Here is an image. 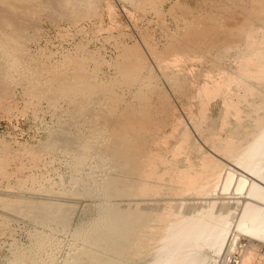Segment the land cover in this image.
<instances>
[{"label":"bare ground","instance_id":"bare-ground-1","mask_svg":"<svg viewBox=\"0 0 264 264\" xmlns=\"http://www.w3.org/2000/svg\"><path fill=\"white\" fill-rule=\"evenodd\" d=\"M122 1L133 5L137 10H144L143 13L145 10L153 11L158 18L160 35L157 36V30L154 33L147 31L148 29L143 32L138 30L140 40L138 39L139 43H136V40V44L124 43L122 38L119 40L116 36L113 42L117 53L115 57L112 56V60L105 61L100 55L101 47L97 48L99 52L93 48L94 51H91L90 44L88 46L90 51L87 46L84 47L83 43L88 44L91 35H87L90 36L89 40L86 38L87 43L83 41L82 44L80 42L77 44L76 41L77 45L73 44L74 48L71 50L62 46L61 49L66 51L61 53L59 51L58 54L56 50L57 55H54L52 50H50L52 53L50 51L45 53L42 51L43 48L37 50L38 52H31L33 49H30L31 43L36 39L38 41L37 36L40 30H43L41 24L46 20L53 24H59L63 20L76 24L90 16V20L94 16L99 18L98 21H101V18L103 20V16L98 13L100 7H103L102 0H0V102L16 97L12 94L15 92L14 87L18 86L22 89L21 96L23 95L27 105L36 107L44 101L49 109L62 108L63 112L56 127L58 136L56 139L58 141L64 139L60 135L63 133L65 139L69 140L66 139L67 144L72 143L73 146L77 144L78 136L70 134L72 127L81 129L91 127L97 131L107 132L115 140L113 144L118 146L113 151L131 166L132 178L125 181L127 187L126 184L122 186L126 188L121 192L126 207L120 209L117 200L120 192L117 188L112 189L117 187L115 181H109L110 177H104L105 181L93 177L94 186L89 189L87 197L98 199L97 202L102 197L105 200H101L103 205L98 208V217L88 224L85 231L97 241L113 243L118 237L123 236L125 230L132 227V230L138 232H133L134 236L137 234L135 239H143L146 245L147 240L155 234L154 230H160L173 212L170 213L171 208H165L163 212H156L154 209L148 212L146 206L149 207V202L145 206L146 209L142 210L143 206H140L139 200L159 195L165 187L171 194L181 195L189 192L202 194V190L214 182L211 180L218 181L216 178L222 175H220L222 165H225L224 160H221L222 156L227 160L230 158L235 161L238 157L246 160L250 156L243 159L245 157H242L241 152L252 153L257 147V145L254 147L255 141L258 144V141H262L260 138L263 139L261 133H264V0H173V5L169 6L166 13L171 18V26L167 25L164 14L167 9L162 11L160 0ZM105 2L110 5L106 0ZM108 5L107 11L113 8L112 5L110 7ZM128 13L127 11V16ZM80 26L77 28L78 31ZM84 28L86 29L82 26L81 29ZM91 28L89 27V30ZM78 31L75 30L77 33ZM121 32L123 34V31ZM64 33H61L63 35L60 36L61 40L65 37ZM79 34L81 37L83 33L77 35ZM82 39L83 37L81 41ZM39 48L41 49V47L37 49ZM231 59L235 61L232 65ZM188 65L198 66V72L195 73L197 78L193 76L194 73L193 79L192 76L189 77L186 72ZM104 67L113 68L114 71L108 74L107 70H103ZM159 77H163L170 84H166L170 86V90L172 87L176 93L185 96V106L182 104L185 101L180 102L184 107L182 110L176 109L174 102L170 103L171 99H168L159 87ZM179 98L181 99V96ZM218 98L222 99L223 114L220 118L218 115L216 120V115L215 118H210L208 108L214 99ZM177 110L182 111L180 113H183L184 118ZM185 120L190 122L194 129L192 130L201 137L208 152L205 149L204 152L202 144L194 142L189 128L185 126ZM56 136L54 133V137ZM251 137H255L252 141L254 144L249 142ZM247 142L248 145L250 143L249 147L246 145ZM113 155L115 156V153ZM248 160L246 162L251 163L250 158ZM235 162L241 163V159ZM95 170L98 172V178L104 172V168L102 170L101 167ZM131 215H135L134 219L136 216L139 219L130 220L128 217ZM249 229L248 233L261 237L260 231ZM132 239L134 240L133 237ZM251 252L241 258V264H251ZM89 257L87 259L90 263H86L92 264L91 259L94 257L90 259Z\"/></svg>","mask_w":264,"mask_h":264},{"label":"rangeland","instance_id":"rangeland-1","mask_svg":"<svg viewBox=\"0 0 264 264\" xmlns=\"http://www.w3.org/2000/svg\"><path fill=\"white\" fill-rule=\"evenodd\" d=\"M104 1L102 0L103 3L101 4L104 8L100 7L104 10L99 9L103 13L98 10V13L103 16V20L102 18L100 19L101 21H98L99 18L97 17V20L95 16L90 20V16L86 17L89 20L86 18H84L85 20L82 19L83 21L79 20V24L64 20L63 22L60 21L61 23L59 24H53L50 21L49 24L48 20L43 22V25L41 24V29L43 30H40V34L37 36L38 41L36 39V43L35 41L31 43L30 49H33L31 52H38L43 48L44 50L42 51L45 53H49L52 50L55 55L56 50H58L57 53L60 54L66 51L64 50L66 48L67 50L74 48L73 44H76V41H78L77 44L79 42L82 44L83 41L87 43V39L89 40L90 37H87V35H91V39L97 38L92 43H89L91 39L88 44L83 43L84 47L87 46L88 51H96L98 47L105 49H102V51L101 48L100 50L97 49V52L100 51V55L105 61H110L117 53L113 42L116 36H118L116 38L119 40L122 38L124 43L128 42L127 44H131V42L135 43L136 40V43H139L140 31L143 32L146 29L153 33L156 30L159 31L158 18L155 17L153 11L145 10V14L143 13L144 10H137L128 2L106 0L113 7L107 11L109 9L106 7L108 3L105 2V4ZM164 1L166 2L163 3ZM174 1L160 0L162 11L167 9L164 14L169 26L172 25L171 18L166 13H168L169 6L173 5ZM127 11L129 12V17L127 16ZM152 16L153 18H151ZM140 17L142 20H139ZM94 21L96 22L94 23ZM79 25H81V28L82 26L86 27V29L80 28L78 31ZM101 25L102 27H100ZM88 26L93 28L89 30ZM75 30L78 33H83L81 35L83 37L82 41L80 34L77 35L78 33ZM93 30L95 33H93ZM100 31H102L101 34ZM121 31H123V34H121ZM157 31L156 34L159 36L160 31ZM61 33L65 35L62 40L60 38V36H63ZM71 33L74 34L70 36ZM124 34H126L125 37L127 34L128 36L125 38ZM110 35L114 36V38L112 39ZM67 36L70 38L68 39ZM131 38L133 39L129 40ZM100 42H103L105 46ZM65 45L67 46L65 47ZM36 46L41 47V49H37L38 47ZM61 47L64 49H61ZM233 60H230V65L235 62ZM192 66L188 65V69H186L189 77L193 75L192 73L195 76L199 69L196 65ZM112 69L104 67L103 70H107L106 72L111 74L114 71ZM193 76L191 77L192 79L194 78ZM101 77H103L102 73ZM158 79L160 80L159 87L165 92L168 99H171L170 103L174 102V107L176 106V109L182 110L181 108H184L183 105L186 104L185 96L176 93L172 87L170 90V86H168L170 84L163 77ZM13 92L12 96L16 97L13 99H10L12 98L10 97L0 102V264H85L88 262L87 257L89 256L94 257V259L92 258L93 260L91 259L92 264H101L102 262V264H241V258L252 250L251 264H264V133H261L263 139L259 137L262 140L258 141L259 146L256 144L257 141H255V144L252 142L255 137L249 139V142L253 143L254 147L257 145L254 148L256 151L253 149L252 153L249 152V154L241 152L243 156L240 153V157H245L243 159L250 156L251 163L246 162L249 161V158L242 160V158L238 157V159H241L239 164L235 162L238 159L234 161V159L229 158L228 160L231 161L228 162L227 158L221 157V160H224L223 162L226 165H222L220 172L222 177L218 176L219 179L216 178L218 181L215 179L211 180V182H214L204 189L205 193L202 190L203 195L200 192V194L198 192H189L181 194L182 196L171 194L167 192L165 187L161 194L152 196L153 198L149 197L150 199L148 198L147 200H139L140 206H143V209L140 207L142 210L148 208L146 209L148 212L153 209L156 212H163L165 208H171L170 213L173 212L160 230H154L155 234L152 237L155 238H149L150 241L148 239V242L145 243L146 245H144L143 239L137 238L138 241L135 239L138 232L135 229L133 231L132 227L126 228L127 231L124 229L126 233L124 232L123 236L118 237L113 243H103L102 241H97L85 229L89 223L98 217L99 207L103 205L101 200L105 199L102 197L99 202L96 201L98 199H90L87 197L88 191L94 186L93 177H96V180L100 179L99 181H102L104 177H110L109 181H115L117 184V187H112V189L117 188L120 192V196L117 197L120 209H125L126 204L123 203L124 197L121 192H124L127 187L125 181H130V178H132L130 163L126 164L127 161L122 160L120 155L114 152L118 146L113 144L115 140L103 130L97 131L91 127L83 129L72 127L70 134L75 137L78 136L77 144H74V146L72 143L67 144L68 138L66 140L63 133L60 135L65 141L64 139L58 141L56 139L58 137L56 136V127L58 121H60L63 109H49L44 101L36 107L31 104L27 105L25 98L23 95L21 96L22 89L20 87L15 86ZM180 96L181 99L179 98ZM177 98H179V103H177ZM221 100L220 98L214 99L210 104L211 106L209 105L210 118H215L216 115V120H218V115L220 118L223 114V103ZM180 102H184L182 103L183 105ZM179 110H177V113L182 112ZM181 115L184 118L183 113ZM185 126H187V129L189 128L188 130L193 140H195L194 142L202 144L203 150L205 148L208 149L201 141L198 133L193 131L194 129L189 121H186ZM54 133L56 137H54ZM246 145H248V142ZM208 151L206 150V152ZM112 153H115V156ZM221 160L220 162H222ZM98 167H101L102 170L104 168V172L99 178L98 172L95 170ZM229 173L230 175H228ZM228 178L231 180L227 181ZM125 184L126 187L123 188ZM166 198H169V200L167 201ZM144 202L145 204H143ZM147 202L151 204L148 205L150 208L155 206L157 210L155 207L151 209L147 207ZM131 203L134 204L133 202ZM135 215L139 214L135 213ZM135 215H131L128 218L136 221L139 217L136 216L137 218L135 217L136 219H134ZM139 222L137 221V223ZM249 228L260 231L261 237L248 233L250 231ZM133 232H136L135 236ZM129 241L130 244H128ZM137 242L138 244H136ZM125 244L129 246L127 247Z\"/></svg>","mask_w":264,"mask_h":264}]
</instances>
